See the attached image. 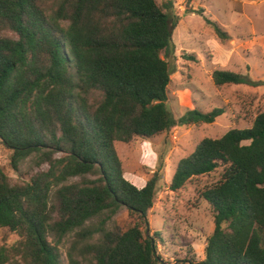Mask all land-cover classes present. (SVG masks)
<instances>
[{"label": "trees", "instance_id": "obj_1", "mask_svg": "<svg viewBox=\"0 0 264 264\" xmlns=\"http://www.w3.org/2000/svg\"><path fill=\"white\" fill-rule=\"evenodd\" d=\"M171 2L0 0V140L15 170L31 156L48 166L16 182L0 168V228L20 236L0 244V264H62L67 236L69 264H169L158 252L162 231L149 228L160 174L138 187L115 142L213 123L226 111L196 107L175 117L168 109ZM212 78L216 87L264 84L225 69ZM216 171L196 188L214 212L205 259L171 264H264V110L249 127L204 137L180 159L169 188L180 192ZM121 208L126 221L107 227Z\"/></svg>", "mask_w": 264, "mask_h": 264}, {"label": "rangeland", "instance_id": "obj_2", "mask_svg": "<svg viewBox=\"0 0 264 264\" xmlns=\"http://www.w3.org/2000/svg\"><path fill=\"white\" fill-rule=\"evenodd\" d=\"M167 10L171 22L177 21L174 45L163 51L173 71L168 86V109L175 117L196 107L203 111L226 109L213 123L179 125L171 134L137 137L129 143L115 142L126 178L138 187L144 186L154 172L160 174L149 228L150 233L162 231L164 241L159 242L158 252L161 261L171 264L186 256L197 262L204 260L207 239L215 228L213 209L196 188L202 189L215 180L218 172L199 181L195 179L180 192H174L169 185L178 162L204 137L222 136L232 127H249L257 113L264 110V84L216 87L212 78L215 69H225L264 81V0H172ZM207 18L228 32L230 38L226 42L217 36ZM191 53L196 57H189ZM12 154L0 140V168L12 182L20 177L29 180L40 168L48 167L46 164L39 167L31 156L15 170L10 163ZM126 218L127 210L121 208L107 222V227L122 224ZM19 238L10 228H0V244L12 245ZM71 238L65 237L59 245L62 264H69Z\"/></svg>", "mask_w": 264, "mask_h": 264}]
</instances>
